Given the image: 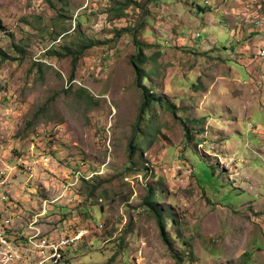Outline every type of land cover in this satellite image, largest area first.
<instances>
[{"label":"rangeland","instance_id":"obj_1","mask_svg":"<svg viewBox=\"0 0 264 264\" xmlns=\"http://www.w3.org/2000/svg\"><path fill=\"white\" fill-rule=\"evenodd\" d=\"M262 49L264 0H0L3 216L64 264H264Z\"/></svg>","mask_w":264,"mask_h":264},{"label":"built area","instance_id":"obj_2","mask_svg":"<svg viewBox=\"0 0 264 264\" xmlns=\"http://www.w3.org/2000/svg\"><path fill=\"white\" fill-rule=\"evenodd\" d=\"M258 56L264 62V49ZM80 239L81 235L58 240L48 236L37 218L15 227L13 219L0 211V264H64L65 254Z\"/></svg>","mask_w":264,"mask_h":264},{"label":"crops","instance_id":"obj_3","mask_svg":"<svg viewBox=\"0 0 264 264\" xmlns=\"http://www.w3.org/2000/svg\"><path fill=\"white\" fill-rule=\"evenodd\" d=\"M248 11L249 8H248ZM249 13H252V12H249ZM257 18L261 17V14L256 16ZM261 20V18H260ZM247 56H250V55H247ZM247 56H245V59H244V62H245V72L247 71L248 73H251L252 72V68L250 66H247L246 64V59H247ZM253 56V55H252ZM250 62H255L256 64H259V68L258 70H255L253 73L249 74V77H250V80H251V84L253 86H255L254 90L256 91H260L262 90L264 92V82H262V78H264V62L263 60L260 59V57L258 56V52L256 54L255 57H252L251 60H249ZM247 75V73H246ZM262 77V78H261Z\"/></svg>","mask_w":264,"mask_h":264},{"label":"trees","instance_id":"obj_4","mask_svg":"<svg viewBox=\"0 0 264 264\" xmlns=\"http://www.w3.org/2000/svg\"><path fill=\"white\" fill-rule=\"evenodd\" d=\"M137 61V62H136ZM136 61H134L133 62V64L136 66V65H138V63H141V61H142V55H139V56H137V58H136ZM136 69H138L137 68V66H136ZM140 70V69H139ZM138 70V76H140V71ZM150 101V99L148 98V97H146V104L148 103ZM146 106H144V108H145ZM153 210V209H152ZM154 212V211H153ZM155 214L157 215V213H156V211H155ZM158 216V215H157ZM161 225V224H160ZM161 229H162V232L164 231V227L161 225Z\"/></svg>","mask_w":264,"mask_h":264},{"label":"clouds","instance_id":"obj_5","mask_svg":"<svg viewBox=\"0 0 264 264\" xmlns=\"http://www.w3.org/2000/svg\"><path fill=\"white\" fill-rule=\"evenodd\" d=\"M200 36L199 35H196V38H199ZM70 250V249H69Z\"/></svg>","mask_w":264,"mask_h":264}]
</instances>
